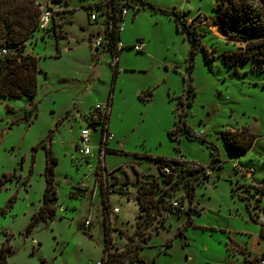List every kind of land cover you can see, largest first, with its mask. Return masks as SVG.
<instances>
[{"label": "rangeland", "instance_id": "374dc122", "mask_svg": "<svg viewBox=\"0 0 264 264\" xmlns=\"http://www.w3.org/2000/svg\"><path fill=\"white\" fill-rule=\"evenodd\" d=\"M215 2L162 1V10L185 12L187 23H194L200 34L190 73V43L176 32L171 17L152 9L139 14L136 24L125 31L132 40L138 32L150 34L152 60L136 58L133 48L124 52L130 64H149V69L120 73L115 89L110 54L92 53V34L88 36L89 27L96 30L104 21L99 13L97 22L90 24L89 9L103 11L106 0H64V12L26 43L41 70L37 93L33 98L0 97V247L12 249L5 264H94L103 256L105 228L111 251H123L136 240V226L144 216L139 215L135 199L138 190L154 183L159 193L170 184L152 159L182 157L207 169L213 159L209 144L217 148L221 167L210 170V178L196 187L192 202L183 187L176 186L168 211L160 212L146 230L149 238L138 250L142 262L132 264H250L246 258L264 253V239L257 235L264 205L258 198L264 187V69L252 58L237 66L223 62V53L244 51V44L229 39L233 30L218 23ZM133 9L128 8V17L135 13ZM55 34L62 37L56 40ZM189 85L193 93L184 119L191 130H202L204 135L195 133L201 137L196 139L182 133L177 145L169 132L177 120V98L186 101ZM109 97L113 98L109 132L114 135L108 141L109 152L102 160L92 140V153L82 156L76 141L85 117ZM32 107L35 112L25 121V112ZM242 128L255 139L247 154L237 160L221 133ZM99 136L97 126L92 138ZM42 144L57 159L56 213L26 233L45 187ZM249 161L254 164L250 166L253 174L236 171V165H249ZM81 185L88 189L86 194ZM175 201L180 213L172 206ZM115 208L118 212H110ZM189 209L192 223L184 229L187 245H183L178 229L186 222ZM169 241L171 246L166 247Z\"/></svg>", "mask_w": 264, "mask_h": 264}, {"label": "trees", "instance_id": "16d2710c", "mask_svg": "<svg viewBox=\"0 0 264 264\" xmlns=\"http://www.w3.org/2000/svg\"><path fill=\"white\" fill-rule=\"evenodd\" d=\"M54 1L60 2L62 5L64 4V0ZM121 1L110 0V12L108 15L114 23L119 21ZM125 1L128 7L131 4L148 5L150 8L160 11L174 20L177 31L184 34L190 43V51L187 59V70L190 73L193 66V59L199 45L198 37L200 36L195 29V25L193 23L188 24L185 14L178 10H162L143 0ZM214 10L218 23L224 25L225 28L233 30V33L231 32L228 36L229 39L240 41L244 44V51L223 53V62L229 66H237L238 63L252 58L258 68L264 69V54L261 52V47L264 46V0H216ZM60 14H62V11L55 14L50 25L54 23L55 17ZM38 20V0H0V97L24 96L33 98L37 93V76L41 70L38 65L37 56L31 51L26 50V43L33 39L35 33L39 30ZM110 34V51L114 52L116 41L119 40V32L116 29H112ZM54 36L56 40L62 37L59 34H55ZM3 50L5 53H2ZM253 50L256 52L252 53ZM117 69L116 66L112 80H114ZM186 93V101L183 97H179L178 99L179 110L178 112L176 108L174 110L177 120L174 128L169 132V137L172 140L177 139V145L179 143V136L182 133L188 138H201L187 126L186 120L184 119L186 108L190 106L189 96L193 93L190 85ZM146 95L150 96L151 91L147 90ZM34 112L35 107L27 110L24 117L25 121H28ZM221 137L227 148L236 156L247 152L255 139L254 136L248 135L245 128H242L239 132L226 130L221 133ZM201 141H204V139H201ZM42 146L45 148V167L43 173L45 187L41 205L31 217L26 228V233H29L40 222L52 219L56 213L57 192L54 167L57 164V159L53 156L49 147L45 144H42ZM208 146L213 155L212 164L208 169L220 168L221 160L218 157L217 148L211 144ZM175 149L179 151L177 146ZM108 152L109 150L106 149V153ZM152 160H155L159 174L167 176L166 180L170 184L159 193L156 192L158 185H154V183L138 190L135 199L139 204V215L144 216L138 220L135 232L136 240L123 251H118L116 248L113 249L114 251H111L112 245L109 230L105 228V244L101 259L106 257V264H132L135 261L142 262V259L138 257V250L141 248L142 243L149 238V233L147 234L146 230L150 227L151 221L160 212L168 211L167 205L170 204L169 197L171 192L179 185L183 187L189 202H192L196 187L210 178L209 173L202 166H196L195 164H192L193 166L182 165L177 159L162 157H155ZM165 165H168L171 170L169 175H165L162 171ZM174 175L175 178H173ZM258 198L259 201H264V187H262ZM104 209L107 215V207L105 206ZM189 211L186 222L178 229V234L182 237L183 245H187L184 229L192 223V209H189ZM199 212L200 209L197 213ZM262 215L264 219V205ZM259 235L261 238H264V221L260 224ZM169 246H171L170 241L166 247ZM10 253H12V249L9 245H2L0 247V264L6 263L7 255ZM245 260L250 264H260V260H264V253L260 257H255L254 259L246 258Z\"/></svg>", "mask_w": 264, "mask_h": 264}, {"label": "built area", "instance_id": "2783aa9c", "mask_svg": "<svg viewBox=\"0 0 264 264\" xmlns=\"http://www.w3.org/2000/svg\"><path fill=\"white\" fill-rule=\"evenodd\" d=\"M61 6L62 3L56 2L54 0H38L39 30H45L46 28H48L55 14L61 11L62 9ZM127 9L128 6L126 4V1L122 0L120 12H119V21L116 23H114L113 20L108 15V13L110 12V0H106L105 9L102 12H100V10L96 8L89 9L90 12L88 14V20L90 24L97 22L99 13L104 16V21L101 24V27L98 28V30L93 32L91 35L90 50L92 51V53H98L103 49L108 50L111 53L110 63H111V67L113 68L117 66V56L122 46L119 43V41H116L115 51L114 52L110 51L111 49L110 33L112 29H116V31L118 32L122 30ZM132 48L136 52H142L145 50V42L143 40H139L137 43H135L132 46ZM2 53H5V51L3 50ZM109 114H110V104L109 102H105L102 104L99 103L95 104L91 113L85 117V124L81 128L76 141V148L82 156H88L92 153V146H91L92 134L93 131L96 130L97 126H100V136L97 138V146H98V157H100L103 160L104 155L106 154L107 143L109 140L113 139L114 137V135L111 134L108 129ZM177 161L182 165L193 166L192 163L186 162L182 157L178 158ZM235 169L238 173L240 172L243 175L244 173H247L249 175L254 173L253 167H248L247 169H245L242 166L236 165ZM162 171L165 175H169L171 173V170L168 165L163 166ZM206 171L207 173H210V170L208 168L206 169ZM80 189L85 194L88 192V189H86L85 185H81ZM129 192L130 191H128V189L124 190L125 195L126 194L128 195ZM172 206L173 208L178 210V213L182 211L181 208L179 207V204L176 201L172 202ZM112 211L116 213L117 209L115 208ZM262 221H264V219H262ZM85 225L86 226L89 225L88 220L85 222ZM94 264H106V257L100 259ZM260 264H264V260H260Z\"/></svg>", "mask_w": 264, "mask_h": 264}, {"label": "crops", "instance_id": "0c3cea01", "mask_svg": "<svg viewBox=\"0 0 264 264\" xmlns=\"http://www.w3.org/2000/svg\"><path fill=\"white\" fill-rule=\"evenodd\" d=\"M144 1V0H143ZM162 1L163 0H150V1H148L147 3H150V4H152V5H154L156 8H159V9H165V8H163V6H162ZM181 3L182 2H184V0H179ZM145 2V1H144ZM177 3V2H176ZM129 7H132V8H134L133 10H134V12L135 13H133L130 17H128V13H129V11H128V9H127V13H126V17H125V19H124V22H123V27H122V30L119 32V43L121 44V46H122V48L119 50V53H118V56H117V73H116V75H115V77H114V80H112V85H113V87L116 89V87H117V81L119 80V78H120V73L122 74V72H130V73H132L133 71H135V72H137V69L138 70H140V71H148V69H149V64L148 65H144V66H137L136 64H130L129 62H128V57L124 54V52H126L125 50H129V49H132V46L135 44V43H137L139 40H143L144 42H145V50L144 51H142V52H136L135 51V54H134V56L136 57V58H143V60H152L153 59V54H152V40H151V37H150V34H142L143 32H138V35H136L135 37V40L133 39H131L130 38V35H128L127 34V32H125L126 30H128V28H132L135 24H136V22H137V19L139 18V14H142V13H144V12H150V11H152V8H149V7H147V8H144L143 6H141L140 4H131V6H129ZM128 7V8H129ZM173 9H175V10H178L177 8H167V10H173ZM61 11H62V13L64 12V9L62 8L61 9ZM179 12H181V13H183V14H186L185 12H183V11H180V10H178ZM73 12H74V9H72V11H70V12H68V14L69 15H72L73 14ZM68 21V20H67ZM65 24V23H64ZM63 24V25H64ZM99 25H96L97 26V29L96 30H93V29H91V27H89V34H88V36H90L93 32H95V31H97L98 30V28L99 27H101V25H100V23H98ZM194 24V23H193ZM175 26H176V24H175ZM195 29H196V27H195ZM125 32V33H124ZM176 32L179 34V32L177 31V29H176ZM181 34V33H180ZM131 39V40H130ZM135 41V42H134ZM88 42H89V37H88ZM98 54L100 55V54H103V55H106L107 56V54H110V57H111V53L108 51V50H105V49H103V50H101V51H99L98 52ZM99 55H97V60L99 59ZM110 60H111V58H110ZM109 60V61H110ZM172 66V68H175L176 66H175V64H174V62H173V64L171 65ZM134 73V72H133ZM165 79V78H164ZM165 81H169V79L167 78V80H165ZM169 85H168V89H167V91H169ZM168 93V92H167ZM151 95H152V92H151ZM151 95H150V97H151ZM167 95H169V93L167 94ZM181 96H183V95H181ZM149 97V96H148ZM169 99V98H168ZM178 99H179V97L177 98V104H178ZM106 102H109V104H110V114H109V120H108V129H110V119H111V116H112V110H113V98H109V99H107V101ZM168 103H169V101H168ZM177 104L175 105V107H174V110H175V108L177 107ZM170 109L171 108H173L172 106H170L169 107ZM171 115H172V113H173V109H171ZM84 126V125H83ZM195 131V130H194ZM195 133L196 134H198V135H204V131H195ZM95 137H93L92 138V140H94V141H96L97 142V139H94ZM114 138V137H113ZM112 140V139H111ZM107 147H108V143H107ZM108 149V148H107ZM109 150V149H108ZM107 154V153H106ZM105 154V155H106ZM245 154H247V153H245ZM245 154H243V155H245ZM105 155H104V158H105ZM239 157V158H238ZM237 157V160L238 159H240L241 157L240 156H238ZM104 158H103V160H104ZM140 158H142V157H140ZM250 162V161H249ZM240 163V162H239ZM251 164H249V165H242V163H240L242 166H245V167H250L251 165H253L254 166V164H252V162H250ZM246 177H248V175H246ZM250 178H252V176H249ZM94 190V189H93ZM109 194V193H108ZM108 194L106 195V200L108 199ZM198 206H199V209H200V212H201V210H202V208H200V204H198ZM117 209V208H116ZM110 212H112V213H114L113 211H110ZM117 212H118V209H117ZM199 212V213H200ZM260 230V229H259ZM259 230L257 231V235H258V237L259 238H261L260 237V235H259ZM258 238V239H259ZM261 239H264V238H261Z\"/></svg>", "mask_w": 264, "mask_h": 264}, {"label": "water", "instance_id": "95a60500", "mask_svg": "<svg viewBox=\"0 0 264 264\" xmlns=\"http://www.w3.org/2000/svg\"><path fill=\"white\" fill-rule=\"evenodd\" d=\"M218 33H219L220 35H222V36H225V32L222 31L221 29L218 30Z\"/></svg>", "mask_w": 264, "mask_h": 264}]
</instances>
